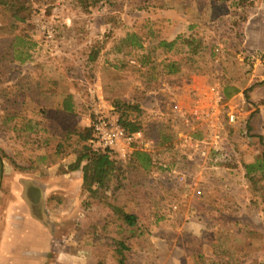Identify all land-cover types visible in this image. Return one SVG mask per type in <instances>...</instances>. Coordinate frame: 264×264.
<instances>
[{"label":"rangeland","instance_id":"374dc122","mask_svg":"<svg viewBox=\"0 0 264 264\" xmlns=\"http://www.w3.org/2000/svg\"><path fill=\"white\" fill-rule=\"evenodd\" d=\"M14 1L28 9L23 14L28 15L26 23L13 18ZM210 1L103 0L84 8L79 0H0V156L6 166L0 187V260L8 229L37 226L38 219L56 245L43 264H96L101 257L95 252L92 231L111 248L129 235L119 228L113 204L138 218V226L132 229L135 236L127 240V264H204V260L210 264L226 258L264 264V172L258 168L264 143V73L254 64L264 56H250L243 50L242 19L248 20V14L242 10L233 19L231 3ZM183 11L190 17L191 31L203 43L200 55L189 53L183 41L169 51L159 46L174 33L176 12ZM132 33L142 38L144 49L130 50L121 44ZM97 50L98 59L91 63L90 54ZM20 53H28L29 59L21 63L16 59ZM170 61L180 64V72L167 76L164 66ZM216 76L228 84L243 82V87H251L243 91L244 102H235L243 122L233 136L234 166L203 173L202 196L176 179V173L185 171L199 176L198 168L169 149L154 157L157 168L150 173L137 169L131 157L119 160L117 179L98 199H90L70 183L69 198L51 196L45 201L41 194H27L28 186L17 183V174L41 171L38 158L50 151V162L63 161L59 172H66L84 145L75 131L90 129L100 114L141 125L153 140L154 128L170 129L148 116L158 84L192 81V89L197 90ZM256 91L260 96L249 100L248 94ZM34 93H40L43 101L18 106V98ZM68 96L73 113L63 108ZM9 97L16 104L8 103ZM19 113L24 120L20 121ZM27 115L34 117L35 128L11 136L14 126H24ZM255 116L260 117L262 135L251 130ZM20 146L27 150L20 151ZM249 165L257 166L252 182L246 171ZM19 191L23 200H17ZM24 213L31 218L23 225L19 216ZM24 229L19 256L31 249L24 246L27 236L30 242L40 237L33 228ZM11 260L9 264H31L30 258Z\"/></svg>","mask_w":264,"mask_h":264},{"label":"built area","instance_id":"2783aa9c","mask_svg":"<svg viewBox=\"0 0 264 264\" xmlns=\"http://www.w3.org/2000/svg\"><path fill=\"white\" fill-rule=\"evenodd\" d=\"M132 63L138 65L136 61ZM188 87L189 81L159 83L148 116L153 122L169 125L175 136L172 150L178 152L187 165L198 168L199 176L185 171L176 173V179L200 197L204 194L203 173L234 166L233 136L243 119L239 105L225 95L222 76H216L202 95H196L197 91L192 90L193 96L187 98L188 104H184L180 95ZM92 128L96 144L114 158L126 160L139 150L151 154L157 165L154 157L159 150L144 129L129 131L120 117L110 114L96 116Z\"/></svg>","mask_w":264,"mask_h":264},{"label":"crops","instance_id":"0c3cea01","mask_svg":"<svg viewBox=\"0 0 264 264\" xmlns=\"http://www.w3.org/2000/svg\"><path fill=\"white\" fill-rule=\"evenodd\" d=\"M219 1L224 2V0H219ZM237 1L238 3H234V4L233 2H236V0H226L225 2L226 4L231 3V5L234 6V10L236 12L234 11V13L231 12V14H229V16H231L233 19H235L236 16H238L240 12H243L242 10H244V12L248 14V20H246L244 24H242L243 32L245 35L244 43H243V50H245L246 54L250 56H254V55L264 56V0H254L253 2L250 3V5L247 6L246 4H244V6L242 7L240 6L241 5L240 0H237ZM210 2H212V0ZM183 8H185V6H183ZM176 13L179 16V19L175 20L176 22L174 24L176 26L174 29V33L169 35L170 38L167 39V41L173 42L181 37L197 38L196 34H193V31H191V26H190L191 22L189 20L190 17L187 14V12L183 11V12H176ZM185 32H187V35H185ZM254 64L256 68H259V71L264 73V60L255 62ZM192 83H193L192 81H189V87L183 92H181L180 98L184 104H188L189 99L187 100V98L188 97L190 98L193 96L191 91L196 90V89H192L193 87ZM243 85H244L243 82L242 83L233 82V83L228 84L227 80L225 79L224 87L225 88L229 87L231 91L236 90V92H233L232 95L227 98L234 103L237 102V100L243 101V95H244L243 91L251 87L250 85H248V87H243ZM207 86L208 84L206 85V87ZM206 87L203 89L197 88L196 95H202L204 91L206 92V89H207ZM19 89L22 90V86H20ZM18 92L20 95L22 91H18ZM248 95L251 96V99L249 98V100H252L253 95L257 97L260 96L258 91H256L255 93L250 92ZM42 101L43 99L40 93H34L33 95H24L23 99L21 98L17 99L18 106L19 105L23 106L26 103H31V102L34 104L40 103ZM7 102L16 103V99H11V97H9ZM12 116L16 117L15 114H13ZM19 116H20V113H19ZM33 118L31 117V115L29 116L27 115L25 117V119L27 120L24 126L23 127L19 126L17 128L14 126V129H13L14 131L9 132V134H11L12 136L17 132V134L19 135V132L20 134H22L24 131L29 132L30 130L34 129L35 127L32 124V122H34ZM19 119L20 121L24 120L23 118H21V116L19 117ZM34 125H36V123H34ZM260 126H262L260 117H257V116L253 117L251 119V128H252L251 130L254 134L256 135L263 134L260 131L262 130ZM47 140L51 141V138ZM25 150L27 149L26 148L24 149V147L20 148V151H25ZM51 153L52 152L50 151L48 156L43 155L42 157L38 158V162L36 163V166H38L39 168H42L43 170L41 169V171H34L28 174H17V177H16L17 183L22 188H24L25 186H28L27 194L29 195L41 194L42 200H45V201H48L49 198H51V196L69 198L68 192L70 190L68 191V185L70 183L75 184V186L77 187V190H79V192L81 193L82 185H83L82 171L81 170L69 171L68 169L64 173L59 172L60 167H62L63 161L50 162L48 157L51 155ZM41 165H43V167H41ZM5 169H6V166L4 165V170ZM63 184H65L67 187L63 186ZM16 197H17V200H23L24 199L23 191H19ZM44 206L45 207L47 206V202H44ZM30 215L31 214L26 215L24 213L22 216H19L23 219V225L28 224L27 223L29 222L28 219L31 218ZM36 220L40 223L39 225L37 226L28 225V226L30 229L33 228V232L35 231L38 232V235H40V237L39 236L37 237L40 239L36 238V240L34 239V242H30L31 237L27 236L26 239H28V241L26 242V245L24 246L27 247L31 245V249L27 250V252H25L24 255L22 254L20 256L17 254L19 250L21 249V247L23 246L22 243L20 244V239L21 238L24 239V237L26 236L24 228L28 226H20V227L18 226L19 229H15L12 225H10L13 228L8 229L7 236L4 237L2 245H1L2 259L0 260V264H9L12 262L11 259H14L15 257H25L26 259L30 258L31 264H43L45 262L49 253L56 247V245L54 244L55 242L52 239L50 230L40 220L38 219ZM10 241L12 242V245ZM16 241H18L17 244L15 243Z\"/></svg>","mask_w":264,"mask_h":264},{"label":"trees","instance_id":"16d2710c","mask_svg":"<svg viewBox=\"0 0 264 264\" xmlns=\"http://www.w3.org/2000/svg\"><path fill=\"white\" fill-rule=\"evenodd\" d=\"M103 0H79L80 4L84 8H88L90 6H94ZM247 0H240L241 7L244 6ZM10 10L13 13V18L22 23H26L28 21V15H23L24 12L28 11V9L19 2H12ZM246 18L242 19V22H245ZM179 41H183L188 48L189 53L194 55H200V49L202 47V41L196 38H187L183 39L182 37L173 41L166 42L162 41L159 43V46L169 50L174 49L176 44ZM121 44L129 48L130 50L135 49H144L142 38L136 34H128L125 39L121 40ZM121 51V48L120 50ZM99 55V51H93L90 54L89 61L94 63L97 61ZM16 59L21 63L25 62L29 59L28 53H20L16 56ZM144 63V62H143ZM144 65V64H143ZM165 72L164 75L171 76L178 74L180 72V64L176 62H169L164 66ZM233 92L229 87L225 88L226 97H230ZM72 97L68 96L63 103L64 111L68 113L74 112V107L72 103ZM12 104H16L15 102ZM95 120V118H94ZM93 120V121H94ZM125 127L129 131H138L143 129L141 125L133 123L132 121H128L127 119L123 121ZM170 128V127H169ZM79 137V143H84L82 152L77 157L76 161L69 167V171H77L81 170L83 173V185L82 190L89 194L90 199H98L101 197H105V192L110 190V185L117 179L118 166L120 161L114 158L107 150H104L102 147L96 144V140L94 138L93 128L91 126L90 129H85L82 132H77ZM153 140L157 146L159 151L166 149L172 150L174 147V132L170 128L168 131L163 128H154L153 131ZM131 162L137 169L144 173H150L157 168V165L154 163L153 156L147 152L136 150L131 155ZM260 166L258 168L260 171L264 172V143H263V156L262 161L259 163ZM162 170H165L164 167H161ZM256 165L246 166L247 175L249 176L250 181L252 182L254 179V174L256 173ZM118 182V181H117ZM116 190V189H115ZM112 208L113 214L118 217L120 224L118 225L122 231L129 232V235H125L121 239L116 241V244L111 248L110 245L105 242L103 238L95 236V232L92 231L91 234L94 237L96 249L95 252L99 254L101 257L100 260L97 261L96 264H107L110 261L115 262V264H127V251L129 247L127 245V240L133 238L135 236L133 228L138 226V218L136 215L126 212V210L118 205H110ZM97 229V226H94ZM131 229V230H130ZM111 258V260L109 259ZM202 258V257H201ZM207 261L204 260V264ZM210 264H241L239 261L233 262L231 258H226L225 260H220L217 262H210Z\"/></svg>","mask_w":264,"mask_h":264},{"label":"water","instance_id":"95a60500","mask_svg":"<svg viewBox=\"0 0 264 264\" xmlns=\"http://www.w3.org/2000/svg\"><path fill=\"white\" fill-rule=\"evenodd\" d=\"M3 175H4V163L2 157L0 156V187L3 180Z\"/></svg>","mask_w":264,"mask_h":264}]
</instances>
